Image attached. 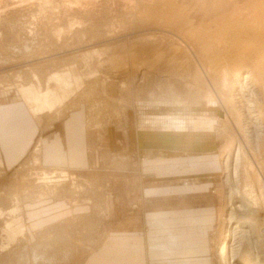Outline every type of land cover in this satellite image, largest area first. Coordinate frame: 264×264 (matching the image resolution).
Masks as SVG:
<instances>
[{
  "label": "rangeland",
  "instance_id": "374dc122",
  "mask_svg": "<svg viewBox=\"0 0 264 264\" xmlns=\"http://www.w3.org/2000/svg\"><path fill=\"white\" fill-rule=\"evenodd\" d=\"M155 1L0 0V128L36 135L13 165L0 143V264H215L232 202L258 212L236 230L235 264L250 246L240 230L263 255L262 89L218 88L234 35L203 51L147 26ZM75 116L86 164L46 160L43 135ZM148 233L151 257L134 240Z\"/></svg>",
  "mask_w": 264,
  "mask_h": 264
},
{
  "label": "bare ground",
  "instance_id": "6f19581e",
  "mask_svg": "<svg viewBox=\"0 0 264 264\" xmlns=\"http://www.w3.org/2000/svg\"><path fill=\"white\" fill-rule=\"evenodd\" d=\"M154 1L155 0H153V2ZM159 1L156 0L155 2H158V4L152 3L153 5L150 4L152 6L149 5L147 6L148 8L145 6L147 10L150 8L149 11L146 10L147 12H145L144 10L145 14H147L146 16L148 17L146 18V21H144L147 23V26L156 25L153 26L155 27L154 29H161L163 31L176 35L179 38H181L182 35L183 37H185V40L186 39L188 40V43L193 41L192 44L198 46L199 49L202 48L203 51L205 50V48L208 47L209 44L211 43L214 44L215 42L217 43L218 41H221L222 36H226L229 33L233 34L235 37L236 47L233 46L234 51L230 54L231 57L230 58L228 57L229 62L226 65L224 64L222 67L220 66V68H218L219 66L215 65V77L218 80V88L224 87V89H226L225 86H228L229 80H231V78H234L233 82L239 81L240 79L249 80V81L252 80L256 85H258V87L260 86L259 88L262 89V94L264 96V0H196L195 1L196 3L194 1H193L194 3H192L191 0H161L160 2ZM147 3L146 5H148ZM140 8H142V6ZM169 36L171 37V35ZM149 37L153 38L151 40V43L153 42L152 46L154 47L155 45L157 47L159 43H160V47L167 46L164 45V43L166 42L167 44L169 43L168 41H166V39H164V34H160L158 37L151 34L149 35ZM159 37L160 39H158ZM183 37L182 39H184ZM155 38H157V40ZM246 39H248V42L247 41L245 42ZM186 42L187 41H185V43ZM252 42H256L255 43L256 45L254 44L255 46H252L251 45ZM198 48L195 49L199 50ZM248 61L249 62L251 61L252 64L256 66V69H254L253 71H249L245 67V64ZM243 87L244 86H242V88ZM222 93L224 94V92ZM258 106H257L258 108L257 110L259 112L258 115L260 116L261 114H263L264 111V103L263 106L262 105H260L259 107ZM227 154L229 158V156L231 155V149L228 150ZM234 193L235 192H232L231 194L232 201L234 200L233 198L235 197ZM241 200H244L243 202H245V199H241ZM234 204L235 203L232 202L231 205L232 208H230L231 210L229 209L230 212L228 213V217L227 218L222 217V220H226V223L223 222L220 224L219 233L221 236H223L222 234L225 232L224 233L225 236L220 247V252H219L220 258L217 261H215V264L216 262L219 264H235L237 259H239L238 256H240L239 254L241 249V247L239 248V246L237 248L234 247L233 244L236 240L235 236L236 233L238 232V231L236 232L237 228L242 229L245 225H252L254 229L256 227V224H258L257 223L258 217L256 218L258 212L255 213L254 208L252 210V208L249 206L247 208L243 204L240 205L238 204L239 206H235ZM224 215L225 214L221 213V216ZM216 226H218V223ZM249 228L250 227H248V229ZM252 230L250 229L246 231L240 230L241 232L243 231L244 234L241 235V238L238 237L237 239L240 240V243H242L243 240H246L248 243L247 245L250 246H249V250L246 252L247 254L245 255V258L242 260V262L240 261L241 263L238 264H264L263 249L260 252H258V253H262L263 255L261 256H259L260 254L255 255L254 257L255 260L251 258L253 255L252 254L253 245L251 246V244L253 243H251V239H250ZM237 243H239V241H237ZM212 248H215V246H212Z\"/></svg>",
  "mask_w": 264,
  "mask_h": 264
},
{
  "label": "crops",
  "instance_id": "0c3cea01",
  "mask_svg": "<svg viewBox=\"0 0 264 264\" xmlns=\"http://www.w3.org/2000/svg\"><path fill=\"white\" fill-rule=\"evenodd\" d=\"M75 117H76L75 119L72 117L69 118L67 117L60 121H57L55 126L53 125L49 129V133H52L51 135L49 134L50 137L47 138L43 135V145H42L43 156L46 160H53V161L60 160L62 162H69L71 160L74 162L77 161L78 163H82L83 165L86 164L87 157L85 156V143H84L83 135L82 138L79 140H76L79 138L78 136L75 139L73 138V134H74L73 127L74 125L78 127V123H77L78 116ZM25 128L26 127L21 128L20 126L17 127V129L5 128L6 129L5 131H4V127L0 128V143L2 145L6 162L8 164L13 165L14 163H17L20 160V158L25 154L27 149L30 148L32 142L35 139L36 135L34 129L32 128L30 129V127H27L26 129ZM69 136H71V138L70 140L69 138L67 140V137ZM27 137H29V139ZM209 218L208 217L206 218V222L210 220ZM209 226L210 224L207 227ZM136 234H138V232ZM134 238H135L134 240H135V246L137 248V252H140V246H142L143 242H145V250L147 251L149 250V255H150L151 248H153L152 245L153 241L150 239L149 233L144 234L143 236L134 235ZM149 255H147V258ZM152 255H153V250L150 257ZM115 258L117 259L118 257L112 256L111 260L115 261L116 260ZM94 261L98 262V259L96 260L93 259L90 262V264H99V263H95ZM143 261L144 259L141 262L140 258L134 260L129 258L126 260L123 259V262L119 264H145Z\"/></svg>",
  "mask_w": 264,
  "mask_h": 264
}]
</instances>
